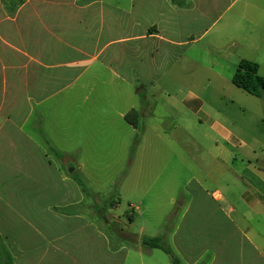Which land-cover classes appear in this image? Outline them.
Instances as JSON below:
<instances>
[{"label": "rangeland", "instance_id": "obj_1", "mask_svg": "<svg viewBox=\"0 0 264 264\" xmlns=\"http://www.w3.org/2000/svg\"><path fill=\"white\" fill-rule=\"evenodd\" d=\"M177 1L184 10L174 14L163 0H136L130 16L137 19L136 33L147 25L159 26L165 15L171 16L168 22L175 18L178 22L181 46L170 48L162 41L141 46L148 48L154 61L149 63L153 65L150 72L158 73L152 78L154 84L143 89V80L135 79L136 86L128 90L121 80L111 83L112 74L96 70L98 64L93 62L86 64L91 67L83 73L82 65L62 67L57 76L63 78L54 84L40 83L33 93L24 87L23 92L8 94V111L15 114L12 122L19 124L23 119L21 128L31 140L9 130L1 141L0 229L5 234L23 237L58 220L57 228H75L59 217L53 220L49 204L83 197L76 177L96 194L95 205L88 206L87 223L111 232L114 245L121 244L115 237L120 229L136 234L140 242L144 237L163 236L179 257L181 234L175 231L183 213L192 209L194 200H211L216 190L225 196L219 204L235 224L246 227L240 216L247 213L250 223L264 233V204L253 208L244 201L243 195L253 189L239 177L249 161L264 167V96L233 83L243 59L258 62L264 75V0ZM77 57L67 56L60 62ZM192 94L202 101L198 112L185 104ZM131 105L139 111L147 108L150 114L139 129L125 133V119L117 117V111ZM100 106L106 107L105 118L97 113ZM222 127L232 132L234 140L224 137ZM217 145L233 155L232 170L226 175L209 155ZM70 168L75 170L69 172ZM37 182L49 183L51 188L35 192L32 184ZM92 198H85V203ZM231 207L235 211L230 212ZM194 213L185 215L181 239L208 244L207 213L199 215L202 219ZM208 255L200 264L208 263ZM127 264L174 262L163 249L139 244L132 247Z\"/></svg>", "mask_w": 264, "mask_h": 264}, {"label": "crops", "instance_id": "obj_2", "mask_svg": "<svg viewBox=\"0 0 264 264\" xmlns=\"http://www.w3.org/2000/svg\"><path fill=\"white\" fill-rule=\"evenodd\" d=\"M163 1L174 14L184 10L171 0ZM135 3L136 0H128L126 3L121 0H24L22 3H4L0 0V148L1 141L7 137L9 130L22 138L26 136L30 139L21 128L23 119L19 124L12 122L15 114L8 111V94L23 92L24 87L33 93L41 87L40 83L54 84L57 79L64 77L57 76L60 74L57 71L62 67L82 65L83 73L91 67L86 66L87 63L96 62V70L105 69L110 72V82L121 80L128 85V90L136 86L135 79L143 80L141 88L154 84L152 78L158 77L156 70L155 74L150 72L154 61L147 52L148 48L141 46L151 45L154 41H162L163 45L170 48L181 46L176 32L178 22L176 18L175 21L168 22L167 19L171 16L165 15L159 26L155 24L154 28H149L147 25L143 31L136 33L137 19L133 16L130 18ZM125 30L129 32L123 33ZM74 54H78V57L71 62H60ZM150 60L153 65H149ZM142 63L145 67H142ZM201 103V99L193 94L185 100V104L196 112L201 109ZM134 107L131 105L125 110L117 111V117L125 119V133L139 129L125 117ZM97 113L100 118H105L106 107H98ZM149 114L147 108H142L140 122ZM219 130L226 139L234 140L229 129L222 127ZM216 149L209 152V155L212 161L221 164V171L226 175L227 170H232L233 155L221 145H217ZM63 158L64 156L61 159ZM75 166L78 168V165ZM239 177L253 189V193L248 195L246 192L243 195L244 201L253 208L263 205L264 167H254L252 161H249L243 165ZM195 179L197 185L201 186L202 181L197 177ZM32 185L34 191L39 193L51 188L49 183L37 182ZM79 190L83 194L79 199L66 201V204H49L53 220H58L59 217L75 228H57L58 220L52 227L33 228L29 234H23V237L5 234L0 229V236L12 253L14 264H127L132 247L142 245L139 237L125 229L115 230V237L121 236L130 243L123 242L113 247L111 237L114 235L111 232L99 225L96 228L87 223L88 206L95 205L96 194L91 192L93 201L85 203V198L89 196L82 192L80 185ZM223 200V193L216 190L211 200H194L192 209L188 208L183 213L180 228L175 231V235H182L185 215L193 210L195 213L192 216L197 219H202L204 216L199 215L207 213L211 240L208 244H201L182 240L183 235H180L177 248L181 264H200L206 252L209 254L207 264H264V233L250 223L251 216L247 213L240 216L247 222L246 227L235 224L230 213H226L220 206L219 202ZM120 203L119 199L115 209ZM229 211H235V207H231ZM87 225L91 226V230H88ZM199 230L202 231L201 228Z\"/></svg>", "mask_w": 264, "mask_h": 264}, {"label": "trees", "instance_id": "obj_3", "mask_svg": "<svg viewBox=\"0 0 264 264\" xmlns=\"http://www.w3.org/2000/svg\"><path fill=\"white\" fill-rule=\"evenodd\" d=\"M2 1L4 3H11L14 1L18 3H22L24 0H2ZM171 1L175 4L180 5L177 0H171ZM260 70H261V65L258 62L249 59H243L239 62L237 66V69L233 77V83L237 87L244 89L245 91L251 93L252 95L262 97L264 96V75L261 74ZM125 117L127 121L132 123L135 127L137 128L139 127L141 111L137 110L136 108H132L126 114ZM51 150L54 151L59 158H62L64 156V154L60 150H57V148H55L54 146H51ZM75 180L80 185L82 192L85 195L90 196L91 190L89 189L86 182L81 177H76ZM118 238L120 239L121 243L123 242L130 243L127 239L122 238L121 236H118ZM141 243L143 246L148 248L163 249L165 252H167L172 256L174 264H181L180 258L174 253V250L166 244L163 236L144 237ZM116 246L117 244L116 245L113 244V247ZM0 264H14V257L1 236H0Z\"/></svg>", "mask_w": 264, "mask_h": 264}, {"label": "water", "instance_id": "obj_4", "mask_svg": "<svg viewBox=\"0 0 264 264\" xmlns=\"http://www.w3.org/2000/svg\"><path fill=\"white\" fill-rule=\"evenodd\" d=\"M75 170V168H70L69 172H73Z\"/></svg>", "mask_w": 264, "mask_h": 264}]
</instances>
